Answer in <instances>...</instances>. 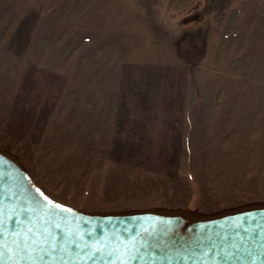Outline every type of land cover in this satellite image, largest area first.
<instances>
[{"label": "rangeland", "instance_id": "rangeland-1", "mask_svg": "<svg viewBox=\"0 0 264 264\" xmlns=\"http://www.w3.org/2000/svg\"><path fill=\"white\" fill-rule=\"evenodd\" d=\"M0 148L82 211L264 201V0H0Z\"/></svg>", "mask_w": 264, "mask_h": 264}, {"label": "water", "instance_id": "water-1", "mask_svg": "<svg viewBox=\"0 0 264 264\" xmlns=\"http://www.w3.org/2000/svg\"><path fill=\"white\" fill-rule=\"evenodd\" d=\"M53 205L62 208L48 215ZM0 253V264H264V201L82 211L46 195L0 148Z\"/></svg>", "mask_w": 264, "mask_h": 264}, {"label": "snow or ice", "instance_id": "snow-or-ice-1", "mask_svg": "<svg viewBox=\"0 0 264 264\" xmlns=\"http://www.w3.org/2000/svg\"><path fill=\"white\" fill-rule=\"evenodd\" d=\"M43 195V194H41ZM45 200H47V197H44ZM48 204H52L53 202L48 200ZM43 207L47 208V205H44ZM62 208L60 205H53L51 209L48 210V215H54L55 214V209ZM0 258H2V253H0Z\"/></svg>", "mask_w": 264, "mask_h": 264}]
</instances>
